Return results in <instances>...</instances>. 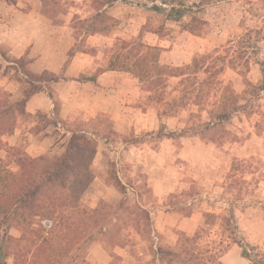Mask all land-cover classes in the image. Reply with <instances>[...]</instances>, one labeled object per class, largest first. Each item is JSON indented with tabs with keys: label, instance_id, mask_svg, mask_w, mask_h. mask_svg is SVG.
I'll use <instances>...</instances> for the list:
<instances>
[{
	"label": "rangeland",
	"instance_id": "obj_1",
	"mask_svg": "<svg viewBox=\"0 0 264 264\" xmlns=\"http://www.w3.org/2000/svg\"><path fill=\"white\" fill-rule=\"evenodd\" d=\"M102 1L0 0L2 19L27 9L47 16L0 21L12 45L36 35L32 56L44 57L32 68L34 57L0 46V204L38 185L42 211L38 232L26 230L23 216L1 226L23 237L24 255L7 264H250L233 242L230 212L242 238L264 251V73L256 62L264 61V41L248 66L231 57L233 40L261 23L243 18L237 1H223L207 6L208 24L192 33L163 22L151 9L161 0H118L97 14ZM143 24L164 25V36L143 37L163 48L162 63L176 72L195 58L203 66L185 70L191 77L183 84L169 77L163 90H143L124 71L96 85L83 80L106 64L118 38H137ZM103 28L105 37L84 35ZM70 50L82 69L74 80L63 70ZM33 85L40 91L29 107ZM70 149L62 177L47 183L52 163ZM198 230L196 244L184 242Z\"/></svg>",
	"mask_w": 264,
	"mask_h": 264
},
{
	"label": "trees",
	"instance_id": "obj_2",
	"mask_svg": "<svg viewBox=\"0 0 264 264\" xmlns=\"http://www.w3.org/2000/svg\"><path fill=\"white\" fill-rule=\"evenodd\" d=\"M117 1L118 0H103L101 2V8L97 10V14H100L106 8L111 7ZM223 1L231 0H161L160 2L153 1L151 9L164 17L163 22H165V24L167 22L180 23L185 30L192 33H198L202 32L209 22L204 16L207 6ZM235 1L238 2L242 9L243 18L257 19L258 23H261V25L258 26L245 27L241 35L232 42L236 55L231 57V62L234 66H248L250 62L249 54L259 53L262 49V42L264 41V0ZM126 2L131 3L132 1L126 0ZM97 32L104 34V28L98 30L93 29L89 33ZM148 32L155 33L162 37L164 36V25H161V27L156 30L152 26L143 24L137 38L132 40L118 38L116 43L108 48L109 53H105L106 56L110 55L106 64L100 66L92 76H86L83 80L95 82L97 76L107 70L125 71L133 74V76L138 79L140 87L143 90L149 91L152 87H160L161 89L163 87V89H165L167 79L171 76L181 77L182 80L180 83L183 84L185 77H191V73L186 72L185 70L192 71L196 74L197 72H195V70L203 66V64L200 63V59L195 58L194 65L187 64L183 67L184 69L178 68L179 70H182L181 72H176L175 70L177 68L175 69L161 62V51L163 50L161 46L152 45L144 41L143 37L145 33ZM75 53L76 52L73 50H70V58L75 55ZM256 62L262 66V71L264 73V61L257 60ZM261 88L264 89V77ZM38 91H40V86L33 85L26 93L24 101L28 102L32 95ZM155 92L158 95L160 94L157 90ZM74 141L75 138L70 142L69 148H71ZM70 155L71 149L70 151L68 150L65 156L59 158L57 162L52 163L51 170L47 177V183L52 184L62 177L59 176L60 169L66 163V160ZM37 186L24 188L21 191H15L11 194L10 204L7 206L0 204V264H7V259L12 254L16 259H19L24 255L22 252H19L23 237H15L10 233V229L14 226L10 224L6 229L4 228L5 230L1 228L6 221L16 219L18 216H23V221H26V224H24L26 230H30V232L39 231L38 229L33 228V224H36L34 222L35 216L42 213V211L36 209V207H38L36 201L39 195V186ZM25 210H28V213L25 212ZM205 215L210 218V216L214 214L206 212ZM230 215L231 220L233 221V242L242 248V256L248 259L250 264H264V251L261 250L259 246L253 245L242 238L234 211H231ZM1 217L3 220H1ZM39 237H41V235H39ZM198 238L199 230L193 236L185 235L184 242L193 245L197 243ZM12 241H16L17 243L12 245ZM16 248L17 250H15ZM166 253L173 256L179 255L178 252L171 250L166 251Z\"/></svg>",
	"mask_w": 264,
	"mask_h": 264
},
{
	"label": "crops",
	"instance_id": "obj_3",
	"mask_svg": "<svg viewBox=\"0 0 264 264\" xmlns=\"http://www.w3.org/2000/svg\"><path fill=\"white\" fill-rule=\"evenodd\" d=\"M6 5L11 7V5L8 2H6ZM16 10H18V9H16ZM3 15H4L3 19L0 17L1 22H4L8 19H12L13 17H20L21 19L29 21L30 19H35V17H36L35 15H37L39 17L47 18V16L44 15V13H38V14L36 13L35 14L32 11L30 12L29 9H27L26 11L21 10L19 12H15L13 14H3ZM39 17H38V19H39ZM5 26L6 25H4L3 23H0V46H1V48L8 50L6 53L8 55H11V56L16 57V58H21L24 55H27V56L31 55V57H34V60L32 61V68L35 67V65L38 64L39 61L42 60V58H44L43 56H38V55L32 56V55H34L33 51L36 49L37 44L39 45V39L37 38V36L36 35H25L24 37H19L17 42L12 45V42L10 39H11V37H12V39H14L15 37L11 36V35L6 36L4 34L5 33V30H4ZM148 33H151V32H148ZM84 35L88 39L97 38V37H105V34L98 33V32L97 33H85ZM77 53L78 52H76L75 55H73L71 57L72 58L71 61L67 65H65V67H64L65 69H63L64 70V76L69 75L70 78L73 80L77 77V74L82 71V69L77 71V68L75 66V64H76L75 60H76L77 55H78ZM80 53L81 54H89V55L95 57L93 54H91L89 52L82 51ZM100 66H102V65H100ZM100 66H97V68L95 69V72L98 69V67H100ZM55 68L57 69V68H59V66H52V65H46V64H43L41 66V69H51L54 72L57 71V70H55ZM111 72H123V71H118V70L103 71L102 73H100L97 76L95 82H93V81H85V82H87V83L92 82L94 85H96V84L100 83V81L104 80L106 78L107 74L111 73ZM36 97H37V95H33L28 100V106L29 107H31V105L34 104V102L37 99Z\"/></svg>",
	"mask_w": 264,
	"mask_h": 264
},
{
	"label": "built area",
	"instance_id": "obj_4",
	"mask_svg": "<svg viewBox=\"0 0 264 264\" xmlns=\"http://www.w3.org/2000/svg\"><path fill=\"white\" fill-rule=\"evenodd\" d=\"M43 224L46 228L50 227L52 224V221L50 219H44Z\"/></svg>",
	"mask_w": 264,
	"mask_h": 264
}]
</instances>
